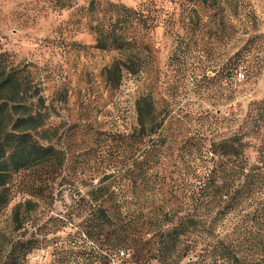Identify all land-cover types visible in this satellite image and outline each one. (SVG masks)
<instances>
[{"label": "rangeland", "instance_id": "obj_1", "mask_svg": "<svg viewBox=\"0 0 264 264\" xmlns=\"http://www.w3.org/2000/svg\"><path fill=\"white\" fill-rule=\"evenodd\" d=\"M187 4L183 10L177 0H0L1 49L37 85L62 158L60 176L20 232L23 240L40 238L21 264H69L70 248L63 250L77 243L86 193L109 187L122 202L131 186L141 189L142 145L228 138L249 105L264 98V0ZM144 17L153 25L144 28ZM129 36L127 53L100 48ZM126 56L135 72L121 70L108 81L104 69ZM146 96L156 119L139 125L135 101ZM173 160L164 151L153 170L167 175ZM19 198L0 215L2 241ZM83 250L79 261L103 264L100 251ZM8 251L0 252V264H9Z\"/></svg>", "mask_w": 264, "mask_h": 264}, {"label": "trees", "instance_id": "obj_2", "mask_svg": "<svg viewBox=\"0 0 264 264\" xmlns=\"http://www.w3.org/2000/svg\"><path fill=\"white\" fill-rule=\"evenodd\" d=\"M177 1L183 10L192 1L201 8L215 2ZM141 21L148 28L154 18ZM133 43L130 36L112 37L100 48L123 54ZM132 61L126 56L105 68L107 80L119 79L121 70L134 73ZM29 76L26 68L11 65L0 46V215L20 197L10 213L9 237L0 238V252L9 249V264H21L38 249L40 238L23 240L22 230L60 176L62 161ZM151 101L148 96L135 101L139 125L156 119ZM173 142L163 148L150 140L137 149L142 188L131 186L122 202L117 191L102 186L87 192V201L80 199L77 243L63 250L70 248L69 264H84L76 256L89 245L102 253L103 264H264V98L249 105L228 138ZM164 151L174 158L167 175L153 170ZM151 178L153 186H147Z\"/></svg>", "mask_w": 264, "mask_h": 264}]
</instances>
